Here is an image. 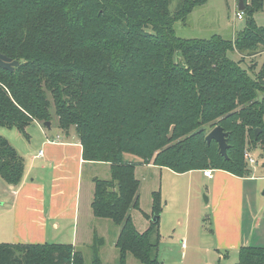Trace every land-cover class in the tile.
<instances>
[{"label":"trees","instance_id":"obj_1","mask_svg":"<svg viewBox=\"0 0 264 264\" xmlns=\"http://www.w3.org/2000/svg\"><path fill=\"white\" fill-rule=\"evenodd\" d=\"M207 1L179 0L171 10L172 0H0V53L20 62L14 72L0 69V127L25 133L57 119L62 130L75 127L85 161L110 163L111 180H94L92 209L121 227L119 264L128 254L160 264L159 220L143 232L132 221L141 183L125 154L179 174L242 178L252 173L246 152L264 157V69L255 77L242 67L264 53L254 21L264 0H243L247 28L234 40L177 37L175 24ZM217 126L229 133L228 159L206 141ZM25 171L0 136V178L18 186ZM152 198L151 218L160 217L161 193ZM103 244L96 236L92 264H102ZM0 264H84V256L69 244L0 243ZM235 264H264V247H241Z\"/></svg>","mask_w":264,"mask_h":264},{"label":"rangeland","instance_id":"obj_2","mask_svg":"<svg viewBox=\"0 0 264 264\" xmlns=\"http://www.w3.org/2000/svg\"><path fill=\"white\" fill-rule=\"evenodd\" d=\"M178 3L179 0H172L171 10H175ZM240 12L238 0H208L204 5L195 8L185 22L179 21L175 24V34L177 37L187 40H210L219 36L227 40H234L247 28L246 15L244 14L243 19L237 17ZM254 21L259 28L264 29V10L256 13ZM228 56L234 61L241 59L235 52H229ZM176 60L180 61L181 56L177 55ZM242 67L251 70L255 77L259 76L264 69V53L245 57ZM253 74L250 73L251 76ZM41 123H32L26 128L25 133L17 128L0 127V136L7 140L25 161L24 178L27 177L30 183L26 190L31 196L36 197L35 200L27 204V208H36L42 205V198H40L42 194L54 192L59 184L61 176L59 173L66 171L64 168L66 160H60L61 163L56 162L52 165V163H47L45 158L33 159L34 155L40 150L45 155L48 154L49 145H46L48 138L53 140V138L61 136L64 142L78 139L75 127L68 130L67 137V134L59 128L57 119H54V126L51 130ZM251 154L260 164L259 167L255 166L258 171H253L251 176H258L261 179L246 185V191L254 193L258 190L257 203H262L264 201L262 195L264 192V186H262L264 183V157L259 149ZM124 159L136 164L135 174L141 182L139 190L141 210L132 209L130 211L137 230L143 232L149 228L153 218L151 215H147V217L145 213H151L152 192L161 189L163 211L159 219L160 264H235L238 261L241 246L236 249L232 248L231 213H226L223 210L222 203L225 192L231 191L232 187L235 191L237 185L224 187L222 184L205 178L203 173L198 171L179 174L166 168L163 170L148 168L132 154H125ZM65 165L73 166L74 164L68 160ZM247 167L250 170L253 168L249 164ZM83 171L82 193L77 196L68 195L69 206L78 211L79 242L72 243L75 223L69 222V220L73 221V219H63L60 221L63 227L58 232L52 231L51 225L48 226L47 223L48 237L53 234L51 238H48V242L34 244L50 243L77 246L75 248L83 253L84 264H92L94 258L92 242L85 241L84 238L85 235H89V239H91L93 230H96L100 234L102 232L101 236L105 239V245L101 246V252H99L102 264H119L120 251L112 242L121 227L110 220L96 218L91 202H89L93 199V188L95 191V182L91 179L98 177L103 180H111V168L105 164H95L86 165ZM71 174L74 178V166L71 167ZM22 182L19 186L22 185ZM255 183L258 185L253 188ZM5 184L0 178V243H29L24 240L11 242L12 235L7 232L6 225L10 222V218H13L14 195ZM70 187L72 189L73 182H69L67 191ZM243 190L245 191V186H243ZM67 191L65 197H67ZM251 195L248 196L249 200L246 202H255L254 194ZM1 220L5 221L1 222ZM100 222L106 223L100 225ZM184 241L187 244V249L182 248ZM127 264H140V262L128 254Z\"/></svg>","mask_w":264,"mask_h":264},{"label":"crops","instance_id":"obj_3","mask_svg":"<svg viewBox=\"0 0 264 264\" xmlns=\"http://www.w3.org/2000/svg\"><path fill=\"white\" fill-rule=\"evenodd\" d=\"M54 126V121L51 122V129ZM50 129V130H51ZM62 130V129H61ZM67 134H69V131L62 130ZM66 137V138H67ZM53 138V137H52ZM59 138V139H58ZM58 138H53L55 140L54 143H51L49 138L47 139V144L49 145V152L45 155L42 150L39 152H42L43 154L39 156V152L34 155L33 159H41L45 158L47 163H52V165L57 163H61V161H68L71 160L73 162L75 176L73 178V175L71 174V167L73 166H66L64 163V168L66 171H61L59 174L60 180L59 184L56 187V190L54 192L50 191L49 194H42L40 198L41 204L39 207L36 208H27V204L35 200L36 197L31 196L27 190L26 187L29 186V182L27 180V177L24 178L21 186H10L7 185L8 188L11 190L12 194L14 195V207H13V218H10V222L7 223V229L8 233H11L12 235V241L15 240H24L29 243L24 244H34V243H41V242H48V238H51L53 234L48 237V226L51 225L52 231L58 232L62 229V223L61 220H69L73 219V221L69 220V222H74V234H73V240L72 243L75 244V241L77 243L78 240V211L74 207H70L68 203V195L71 196H77L82 193V188L84 185V179H83V173H84V167L86 165H95V164H105L110 166V163H102V162H87L83 159V147L80 143L79 138L75 141L72 140L71 142H64L63 138L61 136H58ZM51 139V138H50ZM58 139V140H57ZM61 160V161H60ZM148 168H159L160 170H163L165 168H160L153 163L146 164ZM259 163H257V167H259ZM255 166L251 169L252 173L253 171H258V168L256 169ZM167 169V168H166ZM169 170V169H168ZM171 171V170H170ZM192 172V171H191ZM199 173H203V171H198ZM212 177H206L203 173V176L207 179L213 180L215 183L222 184L224 187L227 186H234L237 185V188L232 187L233 189L231 191H226L225 195L223 196V210H225L226 213H231V234L233 233V236H231V242L233 243L232 248H238L243 246H253V247H264V201L257 203V196H259L258 190H256L254 193H250L246 191V185L252 182L258 181V179H261V177L258 176H250V177H237L235 175H232L226 171L223 170H212ZM251 173V174H252ZM112 174V173H111ZM95 179H100L98 177L92 178L91 181H94ZM138 179V178H137ZM69 182H73V187L69 188L67 191V185ZM95 182V181H94ZM141 183V182H140ZM253 188H256L258 183L253 184ZM243 186H245V191L243 190ZM264 186V183L263 185ZM260 187L258 186V189ZM161 189L157 191L152 192V196L154 192H160ZM67 191V197H65ZM94 188L92 190V200L91 206L94 200V194H93ZM251 194H254V200L255 202H246L248 199V196H252ZM152 198V197H151ZM48 199V200H46ZM153 201V198H152ZM72 206V205H71ZM140 206H141V200H140ZM141 208V207H140ZM72 214L74 215L72 217ZM147 214V213H145ZM152 214V207H151V213L147 215ZM8 216V215H7ZM4 217V214L2 218ZM7 219V217H5ZM5 220H1L3 222ZM103 225V223L106 222H100L99 224ZM10 226V227H9ZM28 228V229H27ZM77 228V229H76ZM102 234V232H101ZM99 232H96V230H93V234L90 236L91 239H89V235H85L84 240L85 241H91V245L93 246L96 236L104 240L105 245V239L103 236H101ZM120 234V231L116 233L114 237V241L112 244H115L118 239V236ZM186 234V233H185ZM77 236V240H76ZM20 243V242H19ZM76 243V244H77ZM17 244V243H13ZM47 244V243H45ZM50 244V243H48ZM77 248V246H75ZM187 249V244L184 241L182 243V248ZM102 248V247H101ZM100 248V252H101ZM117 248V247H116ZM185 249V250H186Z\"/></svg>","mask_w":264,"mask_h":264},{"label":"water","instance_id":"obj_4","mask_svg":"<svg viewBox=\"0 0 264 264\" xmlns=\"http://www.w3.org/2000/svg\"><path fill=\"white\" fill-rule=\"evenodd\" d=\"M239 9L241 12L245 10V6L243 5V0H240ZM20 65V62L17 60H13L8 56L0 53V69H4L9 72H14L15 68ZM44 127L51 129V122H46L43 124ZM261 132L260 129L256 130V138L258 137L259 133ZM229 133L225 132L221 126L215 127L212 131L208 133L206 136V141L210 145L213 141L217 143L218 149L220 154L228 159V150L230 148L227 140H228ZM264 196V192L262 194ZM160 217H154L153 222H157Z\"/></svg>","mask_w":264,"mask_h":264},{"label":"built area","instance_id":"obj_5","mask_svg":"<svg viewBox=\"0 0 264 264\" xmlns=\"http://www.w3.org/2000/svg\"><path fill=\"white\" fill-rule=\"evenodd\" d=\"M237 17H238V19H243L244 18V13L243 12L238 13ZM50 142L54 143L55 140H51ZM42 154H43L42 152H39L38 155L41 156ZM246 159H247V162H248L250 167H253V166L257 165V163H258L256 158L251 154V152H246ZM203 173H204V175L206 177H212V173L213 172H212V170H204Z\"/></svg>","mask_w":264,"mask_h":264}]
</instances>
